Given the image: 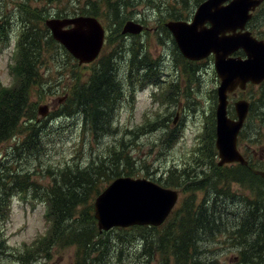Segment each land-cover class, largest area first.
<instances>
[{
  "label": "rangeland",
  "instance_id": "374dc122",
  "mask_svg": "<svg viewBox=\"0 0 264 264\" xmlns=\"http://www.w3.org/2000/svg\"><path fill=\"white\" fill-rule=\"evenodd\" d=\"M127 1L129 4H133L132 11L136 9L139 13V15L136 14L137 16L144 13L148 14L144 22L146 30L135 36L121 35V26L125 20L139 21L140 17L134 16L125 19L121 25L109 24V42L103 48L104 52H115L112 51L114 49H117V52H127V49L137 48L142 51V54L147 55L146 62L155 61L157 66V36H159L157 31L160 23L169 19L167 13L171 8L182 12L184 15L187 14L185 18L191 17L197 2L201 0H161L160 2L157 0L155 3L154 0ZM92 2L93 0H81L80 2L78 0H58L56 3H49L48 0H0V20L1 11H4L5 7L12 8L17 4L20 6L30 5L31 9L37 8L39 10H43L41 7H46L48 12L43 11L41 17L43 18L46 13L45 19H48L50 16H54L53 11H57L55 14L60 15L61 13H58L60 9L69 11L66 8H87L93 6ZM157 3L159 5L165 3L171 8L157 11ZM30 17L28 16V19ZM255 18V25L262 30L264 35V4ZM30 19L31 21L35 20L33 17ZM101 20L104 21L103 18ZM5 26L4 28L8 30L11 36H9L10 44L0 42V86L9 91L15 85L16 80L15 75L13 78L9 70V65L14 63L13 44L20 35L21 24ZM249 28L253 30L251 26ZM3 29L0 28V32L5 30ZM48 33L50 34L49 30ZM42 52H44V65L43 68H40L41 81L32 87L29 93V101L35 104L34 110L36 109V112L38 106L43 104L49 106V114L46 117L39 118L38 114L35 115V123H38L39 134L42 136L41 147L39 144L40 150L34 151L32 155L23 153L22 158L15 157L14 163H12L14 167L30 168V172H32L30 179L37 184L36 189L39 194L35 195L33 185H30L26 192L11 191L8 216L0 224V238L5 243V250L0 252V264H76V252L73 245L62 247L58 245L61 242L53 244V241H50L51 246L48 249L44 247L42 252H38L40 246H36L38 241L47 235L49 226L44 199L46 198L45 189L51 184L49 175L55 172L58 167H64L66 163L70 165L76 163L75 168L81 169L90 161L102 162L103 160L102 164L109 167L110 176L108 181L106 178L101 180L99 186L101 187L102 184V187H99V192L112 181L115 175H130L132 173L130 175L132 177L147 178L166 186L164 182L168 183V180L180 178L182 169L193 168L197 165V161L199 162L196 166L197 169L206 168L209 170L208 132L211 128L215 129V90L218 85V78L207 64L198 71L196 66L194 71L190 69L191 78L184 72L178 83L174 82L170 88L171 93L168 94L169 97H167V103L164 106L157 104L152 99L150 90L139 89L141 86V83L137 81L139 77L134 75L132 86L136 88L135 94L130 95L132 89L129 88L128 81L124 95L119 96L118 108L116 106L113 113L111 128L113 126L116 131L107 132L104 138L102 136L96 139L87 131L88 128L83 139H78L83 124V121L81 122L83 116H80V113L68 117L60 115L62 113L71 114L63 108L65 106V94L77 81L83 80V76L87 78L92 67H96L98 63L77 64L72 56L66 53L63 46L54 40ZM169 64L172 66L177 64L175 55L174 59L169 57ZM179 68L182 66L180 65ZM143 73L144 71L141 74ZM240 95L245 98L252 95L250 100L253 102V112L246 120L244 137L242 133L238 149L245 157L250 155L254 161H260L264 167V162H262V160L264 161V136L261 135L264 134V120H260L263 116L264 106L259 101L257 88L248 87L245 90L236 91L235 94L230 95L229 99L233 101ZM176 107L178 108L175 109ZM71 109L70 106L69 110ZM175 110H179L177 119L173 113L171 119H162L161 115ZM37 119L39 121H36ZM173 119H175L174 123ZM147 122L149 123L146 128ZM169 136L170 139L168 140ZM13 145L14 141L11 139L0 145V168L5 165V163L3 164L5 153L11 154ZM113 151L116 153L121 151V156L116 164H113L115 168L109 164ZM213 159L215 162L217 161L216 154ZM110 169H115V172L112 173ZM1 170L0 174H2ZM120 170H122L121 173ZM85 172H89V170ZM84 173L80 175V178L85 177L83 176ZM224 181V179H220L217 182V179H214L213 185H210L208 189H196L188 199L195 200L193 204L196 206L210 195L208 205L211 206L215 199V189L222 192L229 190V195H219L217 205L222 210L224 217L227 216L230 221L239 219L247 202L243 198L252 199L254 195L250 193L251 190L236 182H231L227 187ZM168 186L170 185L166 187ZM188 193V191L184 193V189L180 192L174 208L175 212H172L167 220L178 213L182 200L187 198ZM96 195L90 199L92 209ZM94 220L97 230L96 219L94 218ZM165 225L166 223L158 227L159 232L168 228ZM136 233L141 232L129 227L112 228L101 232L99 239L105 241L106 246L111 247L114 254L104 258L105 264H138V260L142 256L140 251L143 245L141 246L137 240L139 237L136 236ZM154 234L155 232L151 233L152 236ZM121 239L135 241V243L132 248H129L130 243L126 242L122 245ZM121 248L124 253L122 251V256L120 255L122 258L118 260L115 254ZM236 248L237 245L228 237L226 231L217 232L212 237L203 240L200 254L196 257L200 262L196 259L193 261L194 263L188 260L187 264H236ZM95 258L97 257L95 256ZM85 259V264H98L97 260L92 262L87 258ZM151 264H157V261H151Z\"/></svg>",
  "mask_w": 264,
  "mask_h": 264
},
{
  "label": "trees",
  "instance_id": "16d2710c",
  "mask_svg": "<svg viewBox=\"0 0 264 264\" xmlns=\"http://www.w3.org/2000/svg\"><path fill=\"white\" fill-rule=\"evenodd\" d=\"M57 1L48 0L49 3H56ZM155 1L157 0L153 2L155 3ZM92 3L93 6L87 8H66L69 11L60 9L58 11L61 13L60 15L55 14L57 11H53V13L57 17L84 14L103 18L109 24L116 23L118 25L132 16L140 17V20L145 22L146 16H148L147 13L137 16L136 14L139 15V13L136 9L132 11L133 4H129L127 0H93ZM156 6L157 11L171 8L165 3L162 5L157 3ZM41 8L43 10L31 9L30 5L20 6L17 4L12 8L5 7L4 11H1V29L6 27L5 25L14 24L16 26L17 23H20L21 30L15 42L14 63L10 66L13 78L14 75L16 78L15 85L9 91L0 86V145L10 139L14 141L11 154L5 153L3 162L5 165L0 168L2 169V174H0V224L8 216L11 191L26 192L30 185H33V192L35 195L39 194L36 189L37 184L30 179L32 173L30 168L14 167L12 163H14L15 157L22 158L23 153L32 155L34 151L38 152L42 142L38 123H35V115L37 114L36 109L34 110L35 104L29 101V93L31 88L41 81L40 68H43L44 65V52L42 51H45L54 39L43 23L46 13L43 18L41 17V13L43 11L48 12V10L46 7ZM28 16L35 20L31 21V17L28 19ZM182 16L184 14L174 8H171L167 13L169 19H178ZM9 36L11 35L7 29L1 31L0 42L5 43ZM107 65L103 69L93 71L92 76L88 77L87 80L77 81L74 86L69 88V91L66 92L67 96L63 108L71 114H60L68 117L72 114L75 115L79 109L83 110V116L95 134H99L104 127L109 126L108 119L112 115L110 110L116 101L114 100L116 88L111 77L112 72L106 69ZM77 80L79 79L77 78ZM259 89V101L264 106V82ZM250 97L252 98V95ZM70 106L71 110H69ZM58 117L60 116L58 115ZM260 120H264V111ZM242 133L244 137V129L240 133V139ZM261 135L264 136V134ZM208 136L209 170L206 168L197 169L196 166L199 164L197 161V165L193 168H183L180 178L164 183L174 186L186 185V188H190L193 192L195 189H208L210 185H213L214 179H217V182L224 179L225 186L229 187L231 182H236L251 190L250 193L254 197L252 199L243 198L244 201H247L243 213L239 219L232 221L227 216L224 217L222 210L217 205L219 195L227 196L230 194L229 190L222 192L215 189V199L211 206L208 205L210 195L196 206L193 204L195 200L188 199L190 196L185 198L177 211L178 213L176 212V215L165 222V226L168 228L162 232H159L158 227L153 226L129 227L141 232L136 233V236L139 237L137 240L141 246L143 245L140 251L142 256L139 258L138 264H151V261L155 260L157 264H187L188 260L194 263L193 261L200 254L203 240L212 237L217 232L225 231L237 245L236 264H264V182L258 175L250 171L251 167L262 169L263 165L260 161H254L249 155L247 157L248 165L235 163L217 166L213 159L216 154L213 128L209 130ZM39 144L40 147H38ZM120 156L121 151L120 153L113 151L112 159L109 162L112 168H115L114 165ZM102 162L91 161L81 169L75 168L76 163L71 165L66 163L64 167H58L55 172L49 175L51 184L45 189L46 198H44L49 226L47 235L39 240L36 245L40 246L38 252H42L44 247L48 249L51 246L50 241H53V244L61 242L58 245L62 247L73 245L76 252V264H85V258L92 262L97 260L98 264H105L106 257L114 255L111 247H107L106 242L99 239L101 233L96 230L92 204H90L92 196L99 193L101 180L106 178L108 181L110 176L109 167L103 165ZM262 162L264 161L262 160ZM87 170L89 172H85ZM110 171L114 173L115 169H110ZM121 172L122 170H120ZM82 173L85 177L80 178ZM153 232L155 234L152 236L151 233ZM126 242L130 243L129 248H132L135 243L131 240H120L122 245ZM4 250L5 243L0 238V252ZM122 251L121 248L115 254L118 260L122 258L120 257Z\"/></svg>",
  "mask_w": 264,
  "mask_h": 264
},
{
  "label": "water",
  "instance_id": "95a60500",
  "mask_svg": "<svg viewBox=\"0 0 264 264\" xmlns=\"http://www.w3.org/2000/svg\"><path fill=\"white\" fill-rule=\"evenodd\" d=\"M227 2V3H226ZM261 0H204L195 9L191 22L169 20L165 26L178 48L189 59L214 54L219 78L216 89L215 148L217 165L247 161L237 149V135L243 126L250 103L233 102L235 117L228 115V94L244 89L248 82L264 80V40L255 39L245 24ZM226 3V4H224ZM209 22V27L205 23ZM53 39L58 41L79 63L92 61L100 51L104 29L93 16H74L45 20ZM142 24L132 19L124 22L121 33L137 34ZM242 49L245 57L232 56ZM45 116L47 106L38 107ZM264 180V169H252ZM177 191L164 188L144 178L117 177L95 197L93 216L99 232L112 227L134 225L158 226L168 216L177 200Z\"/></svg>",
  "mask_w": 264,
  "mask_h": 264
},
{
  "label": "flooded vegetation",
  "instance_id": "af4514ba",
  "mask_svg": "<svg viewBox=\"0 0 264 264\" xmlns=\"http://www.w3.org/2000/svg\"><path fill=\"white\" fill-rule=\"evenodd\" d=\"M80 1L81 0H79L78 2ZM186 16L187 14L178 19L179 20H189L191 18V17L185 18ZM178 19H170V20H178ZM166 21L167 20L160 23L159 30L157 31V34H159V36H157L158 37V56H157L158 64L157 66H156L155 61H153L152 63L146 62L145 60H146L147 55L142 54L141 53L142 51L138 50L137 48L127 49V52H110V51L104 52V49H103L99 52L98 56L92 62L81 63V64H88V65L92 63L93 64L98 63L96 67L95 66L92 67L91 73L88 76L89 78L92 76L93 71L98 70V69H103L108 63L106 69L109 68L110 70H112V73H113L112 77H114L113 80L119 89V94L116 99L117 100L116 103L119 100V96L124 95V91L127 88L128 81H129V88L131 89L135 88L132 86V83H131V76L134 74H138L139 79H141L145 77L150 70L154 69V72L156 73L157 83H159L162 87L161 92H160L162 94V97H169L171 93L170 88L173 86V83L174 82L178 83V81L181 79L182 74L184 72H186L187 75L191 78L192 74L190 72V69H193L194 71L195 66H196V70L198 71V70H201V68L205 67V64H207L208 67L211 70H213V72H215L214 64H213L214 60H213L212 54L202 59H199V60H191V59L184 57V55L179 50L171 32L165 26ZM140 23L144 27L142 31L144 32L146 30L145 23L142 21H140ZM128 35H131V34H128ZM241 53L242 52H234L233 55L237 56V55H241ZM174 55H175V61L177 64L172 66L169 64V57L171 59H174ZM241 56H244V54ZM111 58L112 60H110ZM101 59H103L102 62H100ZM180 65L182 66V68H179ZM142 71H144L143 74H141ZM88 77L85 78V76H83V79L87 80ZM236 91H241V90H235L231 94H235ZM239 98H242V96L240 95L237 97V99ZM166 103L167 101L163 102L162 105L164 106ZM117 108H118V105H117ZM177 108L178 107H176L175 109ZM78 113H80V116H83V110L79 109ZM172 113L173 115H175V118L177 119V117L179 116V110H175L173 112H167L161 116L164 119L168 120V119H171ZM83 120L85 121V124L81 125V130H80L81 139H83V136L85 135V131L88 128L90 129H88L87 131L91 134V136H93L96 139L102 136L104 138L107 135L105 134V132L107 131V129L105 128H103V130L99 134H95L93 130H91L92 128L89 125V123H87L88 121L84 118V116H83ZM174 122H175V119H173V123ZM114 131H116V128L115 130L112 129V132Z\"/></svg>",
  "mask_w": 264,
  "mask_h": 264
}]
</instances>
